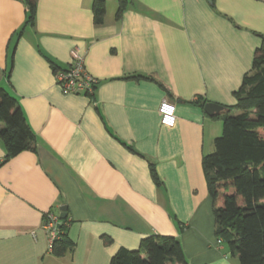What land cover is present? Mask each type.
<instances>
[{
    "label": "crops",
    "instance_id": "1",
    "mask_svg": "<svg viewBox=\"0 0 264 264\" xmlns=\"http://www.w3.org/2000/svg\"><path fill=\"white\" fill-rule=\"evenodd\" d=\"M94 1L36 0L27 23L24 0H0V87L35 138L11 158L0 139V264H110L154 234L176 236L189 263L240 264L218 243L203 157L252 68L264 0H103L101 23ZM72 48L92 94L56 80ZM164 98L173 127L160 121ZM205 102L224 108L209 116ZM48 213L72 242L64 255Z\"/></svg>",
    "mask_w": 264,
    "mask_h": 264
},
{
    "label": "trees",
    "instance_id": "2",
    "mask_svg": "<svg viewBox=\"0 0 264 264\" xmlns=\"http://www.w3.org/2000/svg\"><path fill=\"white\" fill-rule=\"evenodd\" d=\"M24 1L26 22L33 23L36 0ZM93 13L95 22L101 23L105 14L103 0L94 1ZM258 35L261 44L255 51L252 68L234 93L236 103L227 107L222 134L214 142L215 150L203 157L214 207L215 234L231 254L238 255L240 264H264V35ZM0 139L6 148V158L32 148L35 139L18 101L3 87H0ZM151 170L159 184L153 166ZM60 229H64L63 224ZM71 245L67 233L62 232L52 251L61 256ZM110 264L192 263L176 236L154 234L142 239L138 249L120 248Z\"/></svg>",
    "mask_w": 264,
    "mask_h": 264
},
{
    "label": "built area",
    "instance_id": "3",
    "mask_svg": "<svg viewBox=\"0 0 264 264\" xmlns=\"http://www.w3.org/2000/svg\"><path fill=\"white\" fill-rule=\"evenodd\" d=\"M71 56L70 65L65 69H58L55 73L62 92L65 94L83 92L92 94L95 90L97 79L86 71L84 58L77 48H72ZM159 113L162 125L173 127L176 124V104L172 100L164 98L160 103ZM58 222V216L54 213H48L45 227L50 231L51 242L59 238ZM218 243H221V239H218Z\"/></svg>",
    "mask_w": 264,
    "mask_h": 264
},
{
    "label": "water",
    "instance_id": "4",
    "mask_svg": "<svg viewBox=\"0 0 264 264\" xmlns=\"http://www.w3.org/2000/svg\"><path fill=\"white\" fill-rule=\"evenodd\" d=\"M223 108L224 107L222 105L216 104V103H213V102H208L204 106V110L209 116H214L216 114H219L220 111L223 110ZM60 210H61V214H60L61 218H65L66 215H67V207H66V205L61 206Z\"/></svg>",
    "mask_w": 264,
    "mask_h": 264
},
{
    "label": "rangeland",
    "instance_id": "5",
    "mask_svg": "<svg viewBox=\"0 0 264 264\" xmlns=\"http://www.w3.org/2000/svg\"><path fill=\"white\" fill-rule=\"evenodd\" d=\"M233 113H237V112H233ZM224 116V115H223ZM221 122V121H220Z\"/></svg>",
    "mask_w": 264,
    "mask_h": 264
}]
</instances>
